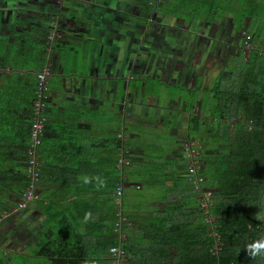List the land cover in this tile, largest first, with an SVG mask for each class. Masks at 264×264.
<instances>
[{"label":"crops","instance_id":"obj_1","mask_svg":"<svg viewBox=\"0 0 264 264\" xmlns=\"http://www.w3.org/2000/svg\"><path fill=\"white\" fill-rule=\"evenodd\" d=\"M154 1L0 0V215L21 202L28 186L27 146L38 74L45 65V33L62 15L60 46L53 48L57 61L48 77L37 199L0 223V264H47L38 255L49 210L66 225L73 219L75 202L100 193L114 133L116 144L123 140L125 146L121 155L127 162L123 204L128 224L122 239H129L132 249L142 248L139 254L152 252L156 228L166 226L171 208L188 202L190 187L196 193L188 182L185 152L188 142L200 145L194 137L188 139L189 122L197 114L187 110L182 95L189 89H178L179 75L170 76L169 69L163 72L165 86L152 85L145 68L137 72L139 77L127 59V47L140 45L139 33L133 29L153 20L146 18V8H152ZM232 1L226 0L228 10ZM235 1L239 9L248 0ZM258 1L264 5V0ZM231 10L217 25L189 24L192 31L188 26L187 32L196 37L188 49L194 58L204 56V44L211 58L213 51L228 44L227 53L215 57L220 62L227 56L228 61L230 48L241 43L233 30V6ZM201 40L202 46H196ZM156 46L162 48L160 41ZM226 66H218L217 75ZM211 68L216 78V68ZM188 78L182 87L193 86ZM116 153L120 157V147ZM204 169L202 161L201 172ZM62 248L63 254L70 249ZM242 256V264H264V257Z\"/></svg>","mask_w":264,"mask_h":264},{"label":"trees","instance_id":"obj_2","mask_svg":"<svg viewBox=\"0 0 264 264\" xmlns=\"http://www.w3.org/2000/svg\"><path fill=\"white\" fill-rule=\"evenodd\" d=\"M236 3L235 0L231 3L235 9L233 30L241 43L235 46L236 51H230L226 68L209 88L200 89L198 80L191 88L177 86L189 89L183 90L182 95L187 110L197 113L189 122L188 139L194 137L200 143L198 160L203 161L205 168L202 172L199 170L203 178L201 187L212 191L213 206L207 216L215 220V230L221 235L223 245L219 255L212 252L213 225L199 209L200 195L192 187L186 197L188 202L171 208L165 217L166 226L156 228L152 252L147 249L139 254L142 248L132 249L129 239L124 241L115 234L116 210L112 195L118 183L121 186L125 173V168L117 167L125 146L123 140L120 146L116 144L114 133L111 137L114 149L109 155L107 173L101 177L100 193L75 202L73 219L66 225L57 221L56 213L49 210L47 231L38 255L46 258L47 264L64 261V264H110L109 250L116 246L126 252L128 264H242L245 245L264 237L261 220L264 216V5L258 0H248L245 8L237 9ZM232 6L228 10L226 0H155L152 8H146V18L156 13V21L169 16L185 24L201 21L217 25L232 13ZM61 18L62 15L57 17L59 24ZM46 31L43 68L51 63L52 74L57 59L53 48L48 54L51 30ZM246 35L251 37L248 52L243 48ZM58 43L53 46H60ZM233 120L231 125L229 121ZM118 147L120 157L116 153ZM88 213L91 215L86 220ZM125 231L126 228L124 234ZM62 245L70 247L66 250L68 254H63Z\"/></svg>","mask_w":264,"mask_h":264},{"label":"built area","instance_id":"obj_3","mask_svg":"<svg viewBox=\"0 0 264 264\" xmlns=\"http://www.w3.org/2000/svg\"><path fill=\"white\" fill-rule=\"evenodd\" d=\"M65 0H60V2H64ZM59 2V5H60ZM59 17V16H58ZM60 38V25L59 20L55 19L52 22V29L48 35V52L51 53L52 48H54L55 42ZM248 39H250L248 37ZM248 44V43H247ZM249 47V45H247ZM50 75V65L42 70V72L38 75V89H37V101L35 103L34 108V119L32 123V128H30V137L27 149L28 156V186L25 193L22 195L21 202L14 208H11L9 211H5L0 215V223H2L9 216L17 213L20 210H23L27 207V205L35 201L37 199V190H38V182L40 176V149L43 145L44 137H45V125H46V109L49 99V87H48V77ZM122 139L123 136L120 135ZM185 152L186 158L188 160L187 163V171H188V182L193 186L195 192L200 195L199 199V209L204 211L205 215L209 214L210 208L213 206V202L211 200V195L209 197H205L203 193L204 189L201 187L203 182L202 176L199 174V170H201V166L198 160L199 155V146H196L194 143H186L185 144ZM126 159L121 155L120 160H118L117 167L118 169L126 167ZM122 184H118V188L114 194V206L116 210V217L114 221V231L115 234L120 237V239L124 236V230L128 224V218L126 216L123 204V196H124V188L123 184L125 183L124 174H122ZM209 217V216H207ZM210 218V217H209ZM212 220L211 226V236L214 238L215 246L212 252L215 255H219V252L222 250V241L221 235L218 231L215 230V220ZM109 254L111 255V263L110 264H128V257H126V252L120 247H111L109 250ZM223 264V263H220ZM229 264H235L234 262H230Z\"/></svg>","mask_w":264,"mask_h":264},{"label":"flooded vegetation","instance_id":"obj_4","mask_svg":"<svg viewBox=\"0 0 264 264\" xmlns=\"http://www.w3.org/2000/svg\"><path fill=\"white\" fill-rule=\"evenodd\" d=\"M150 19H153L151 20L152 22L148 19L147 21L150 22L145 23V26L140 28V32H138L140 45H131L127 47L130 55V57L127 58L129 59V65L131 64L132 67L134 64L135 66L133 72L138 74L137 72L140 68H145L148 79H154L157 73L162 77V80L165 81L167 79L163 76V72L169 69L171 71L170 76H172L173 73L179 75L177 81L182 85H185V81L188 77L189 82V79L194 81L197 75H202V63H200L199 74H197V66H195V70H193V65L199 61L201 53L194 58L193 52L188 51L189 48L186 46L184 48L175 47L176 42H174L177 37L183 39L185 34H188L187 29L192 23H189V26V24H185L181 20L173 21L169 16H162L156 21V15H154L150 16ZM133 30L137 32L135 29ZM151 30L153 32H151ZM157 41H160L162 48H157ZM194 41L196 42L195 36ZM202 43L203 41L201 40L200 43H196V46L200 44V46H202ZM166 44H169V46ZM138 76L142 77L141 74H138ZM181 79L182 81L180 82Z\"/></svg>","mask_w":264,"mask_h":264},{"label":"rangeland","instance_id":"obj_5","mask_svg":"<svg viewBox=\"0 0 264 264\" xmlns=\"http://www.w3.org/2000/svg\"><path fill=\"white\" fill-rule=\"evenodd\" d=\"M165 7L167 8V6H165ZM189 30L192 31L191 27L189 28ZM250 39L248 40L247 39V35H246L245 40L243 42L249 44L250 41H251ZM193 40H194V38L191 35L189 36V34H185V36H184L183 39H175V42H176L175 47H178V48L179 47H182V48H184L186 46L187 48H189V47H191V43L188 42V41H193ZM224 40H226V42H230L227 38H225ZM245 43H243V46L244 47H247V45ZM229 46L230 45L227 44V46H225V47H221V48L219 47L216 51H213L212 52V54L214 55L213 56L214 58H211L210 55H207L206 54L207 46H206V44H204V47H203L204 56L202 55V57H200L199 61H197L195 63V65H193L194 66L193 70H195V66H197V68H198L197 74H199V71H200V63H202V68H201L202 75H199L200 77H199V80H198L199 81L200 88H202V89L203 88H209L211 86V84L213 83V81H214V78H215L214 73H213L214 71H213L212 68L209 69L210 67H215L216 68L215 69L216 70L215 73L217 75L219 73L218 66H220V67L223 68L226 65V63H227V56H226L225 61H220V62L217 61L215 59V57H219L220 58L221 57L220 54L227 53ZM236 49L237 48H235V47H231V50L230 51L233 52V51H236ZM248 50H249L248 47L245 48V52H248ZM150 81H151L152 85L155 84V85H157L159 87L165 86V82L162 80V77L160 75H158L157 73H156L155 80L152 79ZM193 83H194V81L192 79H189L188 85L191 86V85H193ZM137 84L139 85L140 82L138 81ZM199 163H200V166H201V162H199ZM204 192L205 193H203V194L205 195V197H209V195H211V191L204 190ZM205 217L207 218L206 219L207 222L212 223L211 218L207 217L206 215H205Z\"/></svg>","mask_w":264,"mask_h":264},{"label":"clouds","instance_id":"obj_6","mask_svg":"<svg viewBox=\"0 0 264 264\" xmlns=\"http://www.w3.org/2000/svg\"><path fill=\"white\" fill-rule=\"evenodd\" d=\"M248 37L251 38L250 36H247V39H248ZM243 43H245V42H243ZM245 44L249 45L248 49L251 47L250 43L249 44L245 43ZM243 48L245 49L247 47L243 46ZM196 146H198V145H196ZM85 183H88L87 178H85ZM90 215H91L90 213L86 214L85 219L87 220L88 218H90ZM243 250L246 252L247 257H249L250 259H256L259 257H264V237H261L257 240H254V241L246 244Z\"/></svg>","mask_w":264,"mask_h":264}]
</instances>
